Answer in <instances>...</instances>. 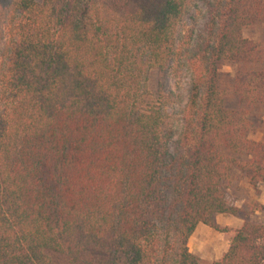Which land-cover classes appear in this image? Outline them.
Here are the masks:
<instances>
[{
    "label": "trees",
    "instance_id": "1",
    "mask_svg": "<svg viewBox=\"0 0 264 264\" xmlns=\"http://www.w3.org/2000/svg\"><path fill=\"white\" fill-rule=\"evenodd\" d=\"M195 3L0 0V264H201L200 224L230 242L213 264H264V222L249 219L264 206L238 208L224 187L236 170L264 182V135L249 138L264 117V0H212L180 45ZM185 55L202 77L180 125L167 84ZM221 61L236 66L230 102Z\"/></svg>",
    "mask_w": 264,
    "mask_h": 264
},
{
    "label": "rangeland",
    "instance_id": "2",
    "mask_svg": "<svg viewBox=\"0 0 264 264\" xmlns=\"http://www.w3.org/2000/svg\"><path fill=\"white\" fill-rule=\"evenodd\" d=\"M212 0H196L195 6L191 13L186 17L179 29L178 40L180 45L193 40H199V35L203 34L205 26L209 20L210 10L209 6ZM244 38L258 42L263 37V29L252 28L246 30L243 34ZM182 58V57H181ZM198 57H191L189 60L186 55L177 63L174 72L170 75L167 87L171 89L177 96L178 103L168 108V113H174L175 121L181 125L182 117L181 108L184 107L188 94L194 84V81L199 79L200 71H197V59ZM236 72V66L230 61L218 62V74L220 79V88L226 93V100L230 102L229 93L231 91L232 79ZM153 82V78H152ZM200 83V82H199ZM262 124L258 127L256 132L250 134L249 138L254 141H261L264 135V117L261 119ZM173 147V146H172ZM248 175L234 171L232 176L225 182L224 187L230 197V201L235 206L239 204L238 208H244L249 211L251 206L256 202V196H258L257 190L251 188ZM259 204V203H258ZM232 218L238 219L242 222V218H235L231 216H216L214 219L215 224L219 228L228 227V220ZM249 219L254 222H264V211L250 214ZM233 220V219H232ZM202 226V225H201ZM206 232H200L197 237L193 239V246L191 245V252H197V257L201 260V264H213L219 261L223 254L227 251L228 240L225 237L216 232L215 230L205 226ZM230 228V227H228ZM234 229V228H233ZM189 248V247H188ZM190 250V248H189ZM192 253V254H193ZM53 264H88L90 260L89 255L81 257L79 262L73 263L67 258L50 254Z\"/></svg>",
    "mask_w": 264,
    "mask_h": 264
},
{
    "label": "crops",
    "instance_id": "3",
    "mask_svg": "<svg viewBox=\"0 0 264 264\" xmlns=\"http://www.w3.org/2000/svg\"><path fill=\"white\" fill-rule=\"evenodd\" d=\"M252 188V187H251ZM253 189V188H252ZM255 190H257V192H258V196H256V202L257 203H259L260 205H262V206H264V182L263 183H259L256 187H255ZM239 204H237L236 206H238ZM239 207V206H238ZM222 215H218V217H221ZM233 219V220H232ZM231 220H228L229 221V223H228V227H230V228H234V229H239V228H241L242 227V225H243V222L242 221H240V220H238V219H234V218H232ZM202 224H200V225H198L197 226V228H196V230H195V232H194V234L192 235V237L189 239V242H188V247L190 248V252H191V245L193 246V239L195 238V237H197V234H200L199 233V231L200 232H206L207 230V228L204 226V225H202ZM229 244H230V242L228 241V243H227V250H228V248H229ZM191 253H193V252H191ZM194 255H197V252H194L193 253ZM224 255V254H223ZM222 258V257H221Z\"/></svg>",
    "mask_w": 264,
    "mask_h": 264
}]
</instances>
